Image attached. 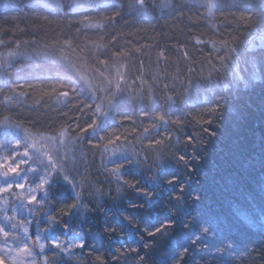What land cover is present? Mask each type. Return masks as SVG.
<instances>
[{"label": "trees", "instance_id": "1", "mask_svg": "<svg viewBox=\"0 0 264 264\" xmlns=\"http://www.w3.org/2000/svg\"><path fill=\"white\" fill-rule=\"evenodd\" d=\"M33 3L0 0V121L7 118L30 132L40 129L50 134L60 126L72 125L69 131L76 135L80 128L93 120L100 123L102 118L89 109L78 110L83 103H90L84 96L73 95L66 103H57L60 92L75 86L64 79L71 74L68 65H77L97 88L109 85L98 74L91 76L90 69L105 70L112 78L119 69L124 75L123 95L133 97V103L117 108L112 119L120 123L101 131L104 140L100 143L120 136L116 146L138 153L141 171L147 176H154L162 164L166 168L162 177L165 183L155 192L139 172L125 175L124 180L152 194V215L161 214L164 208L176 214L174 198L180 197V206L190 213L187 222L191 225L190 230L180 225L171 230L170 248L141 249L142 243L152 241L147 236L140 241L122 228L119 213L132 217L134 224L141 223L147 213L132 209L129 202L140 205L143 198L127 188L117 193L115 179L105 178L99 150L85 142L91 164L88 190L94 195L85 194L80 202L85 207L76 216L61 215L59 209L67 212V206L75 200L66 184L54 183L51 201L32 215L33 239L37 222L41 230L47 228L45 216L50 214L70 226L68 232L57 227L51 235L68 240L79 234L86 241L83 249L75 250L79 260L73 259L70 264H141L140 257H144L143 264H166L169 256L172 264H193V258L195 264H264V75L259 71V55L254 69L253 53L246 51L248 33H254L260 25L242 19L254 16L242 7L245 0H219L220 6L211 16L205 8L194 6L192 0H182L186 5L180 9L183 15L157 10L140 18L128 15L125 9L123 18L118 17L114 23L103 19L111 11L66 15L37 10ZM89 24L104 27H87ZM197 38L214 40L218 46L219 41L227 40L239 55L227 56L224 49L217 53L211 45L197 44ZM10 51L18 54L9 58ZM184 51L191 59L184 58ZM217 56L226 57L227 67L221 66ZM61 58L66 63L59 62ZM234 63L243 78L239 89L217 87L209 92L212 83L232 81ZM188 67L195 71L188 73ZM189 79L193 85L199 81L201 87L186 91ZM243 81H249L247 87ZM20 93L26 94L20 103L3 102L5 96ZM168 96L175 101L171 112ZM141 110L149 112L150 117ZM160 115L169 123L157 131L152 125L160 124ZM175 121L180 123H172ZM145 128L149 129L147 136L143 134ZM155 140L161 143L149 147ZM97 142L92 139V144ZM92 153H96L95 158ZM145 156L147 161H143ZM173 177L175 183L168 186L166 182ZM96 189L100 192L95 193ZM208 222H213L210 232L201 233L199 228L208 227ZM185 247L189 249L186 254ZM45 254L51 259L52 249H46ZM114 256L121 258L117 261Z\"/></svg>", "mask_w": 264, "mask_h": 264}, {"label": "snow or ice", "instance_id": "2", "mask_svg": "<svg viewBox=\"0 0 264 264\" xmlns=\"http://www.w3.org/2000/svg\"><path fill=\"white\" fill-rule=\"evenodd\" d=\"M192 3L196 7L205 8L210 16L220 6L219 0H192ZM32 6L37 10H50L57 14L64 13L66 15L84 14L92 10L111 11L112 14L103 17V19L114 23L118 17L123 18L125 9H127L128 15L144 18L151 16L157 10L161 14L167 10L170 13L175 12L183 15L180 9L186 5L182 3V0H159V2L157 0H125V2H121V0H34ZM8 7H19V5H8ZM242 7L254 14V16L242 17V19L252 25H260V27L255 29L254 33H248L249 39L246 51L253 53L252 65L254 69L256 68V56L259 55V71L264 75V0H245ZM85 19L90 18L85 16ZM87 27L103 28L104 25L89 24ZM196 43L211 45L212 50L217 53L224 49L227 56H231L233 53L237 56L239 55L236 48L231 46L227 40L219 41V46L214 40L204 41L199 38L196 39ZM17 47L19 46L17 45ZM17 54L10 51L7 56L12 58ZM160 55L163 56V53ZM183 55L185 59H191L187 51H184ZM216 58L220 61L222 67H227L225 56H217ZM59 62L66 63V60L61 58ZM101 64L107 68L105 61H101ZM68 67L71 70V74L65 76L64 79L75 86L69 88L68 91L60 92L59 96H57V103H66L73 95L77 97L84 96L90 103H83L82 107L78 106V110L83 112L85 109H89L94 116L101 117L102 120L100 123L93 120L86 127L80 128V132L76 135H72L69 131L72 125L60 126L53 130L54 134H50L40 129L30 132L19 123L9 122L7 118L0 121V128H2L3 136L5 137V139H0V149L11 152V155L0 157V194L8 193L16 197V200L12 203L13 215L10 216L8 215L9 200L0 196V200H2L0 215H2L3 219V223H0V264H38V253L42 256L40 264H70L73 259L79 260L75 250L85 247L86 241L83 236L73 234L70 239L61 240L58 236L51 235L57 227L63 232L70 231L68 223L61 224L55 216L46 215L45 220L48 223V227L41 230L39 222H37L38 228L33 239L28 223L25 220H18L17 213L26 212L29 215H34L36 211L42 209L46 201H51V190L54 183L63 182L71 189L75 202L67 206V212L63 208L59 209V212L61 215H68L69 217L79 214L80 209L85 207V205L80 203L84 199L85 194L89 197L94 195L93 192L88 190L91 187V182L87 174L91 164L88 159L89 153L84 149L85 142L91 148L99 150L101 167L106 173L105 178L115 179L117 193L127 188L143 198V203L140 205L129 202V207L132 209H142L147 213L146 218L142 219L141 223L134 224L132 217L124 216L123 212L119 213L121 217L120 226L122 228L128 230L134 238L140 241L144 240V236H147L152 241V243H142L141 249L170 248L172 246L171 230L177 225L186 230L191 228V225L187 222V217L190 213L180 206V197L174 198L176 201L174 204L176 214H173L172 209L164 208L161 214L152 215L153 205L155 204L152 194L138 187V184H130L127 180H124L125 175H135L139 172L141 179L155 192L162 183H165L162 177L166 168L162 164L159 165L158 171L154 176H147L144 171H141L142 160L138 153L125 147L116 146V141L120 140V136L117 135L109 139L107 143H100L104 140V137L100 136L99 133L107 131L111 125L120 123L112 119L117 108L124 104L133 103V97L123 95L121 82L124 80V75L121 74L119 69H116V77L107 79L106 74L101 72L99 75L105 77L109 86L97 88L90 77L83 74L74 65H68ZM121 67L124 66L122 65ZM233 68L234 74L230 83H212L208 91L211 92L217 87H222L226 90H238L243 78L239 75V65L234 63ZM194 71L193 67L187 68L188 73ZM210 76L211 73H209ZM255 78L257 77L254 71L253 79ZM5 83L7 84V81ZM243 83L247 87L249 81H243ZM187 84L188 89L186 91H189L193 86L196 88L201 87L199 81L193 85L191 79L187 81ZM98 92L103 93V95H98ZM25 95V93H20L18 96H5L3 102L20 103ZM167 100L169 102L168 112H171L175 101H173L171 96H168ZM186 104L187 100H185ZM219 107L220 105L217 104V108ZM141 112L143 115L150 117L149 112H143V110ZM157 119L160 124L152 125L153 129L157 131L161 126H166L169 123L164 115H160ZM172 123L180 122L175 121ZM76 127L80 126L77 124ZM81 133L84 135H81ZM148 133L149 129L145 128L143 134L147 136ZM8 136H13L14 139H7L6 137ZM85 137H88L87 141H85ZM93 138L98 141L96 144H92ZM168 139H171V137H168ZM152 143L160 144L161 141L155 140L149 144V147L152 146ZM91 155L95 158L96 153ZM179 159L183 160L184 157H179ZM147 160V156L143 157V161ZM108 165L112 166L109 167ZM147 170L151 171V167ZM29 176L33 177V182L26 187L25 182H27ZM175 179V177L169 179L166 184L168 186L173 185ZM14 184L17 189L22 190L20 193L13 192ZM99 192V189L95 190V193ZM38 197L42 198L38 199ZM196 199H199V197H196ZM105 214L107 215V213ZM208 223V227L201 226L199 228L201 233L208 234L210 232L213 222ZM8 229H11V231ZM111 231L115 232V228H112ZM191 243L195 245L196 241L192 240ZM48 248L52 249L51 259L45 254ZM130 251L138 252L139 249H130ZM183 251L186 254L189 249L185 247ZM120 258V256L113 257L117 261ZM140 261L143 264L144 257H140ZM172 261L173 258L171 256L166 258V264H172ZM153 264H155V261ZM193 264H195L194 258Z\"/></svg>", "mask_w": 264, "mask_h": 264}, {"label": "rangeland", "instance_id": "3", "mask_svg": "<svg viewBox=\"0 0 264 264\" xmlns=\"http://www.w3.org/2000/svg\"><path fill=\"white\" fill-rule=\"evenodd\" d=\"M106 76H107V79H113L112 76L110 77L107 74H106ZM106 83H107V80H106ZM6 138L7 139H14V137H12V138L6 137ZM1 139H5V137H3ZM21 151H22V149H21ZM8 155H11V152L10 151H5L4 149H1V151H0V157L8 156ZM20 182H24V181H20ZM32 182H33V177L32 176H29L27 182H25L26 183V187H27L28 184H32ZM21 191H22L21 189H17L15 187V184L13 185V192L20 193ZM0 196H2L4 198H7L9 200L8 215H10V216L13 215V212H12V203L16 200V197L11 196L8 193L0 194ZM0 206H2V200H0ZM31 218H32V215H29L26 212L17 213V219L18 220H25V222L28 223L30 234L33 233L32 229H31ZM0 223H3L2 215H0ZM8 230L11 231V229H8ZM37 261H38V264H40V262L42 261V256L41 255H38L37 254Z\"/></svg>", "mask_w": 264, "mask_h": 264}, {"label": "bare ground", "instance_id": "4", "mask_svg": "<svg viewBox=\"0 0 264 264\" xmlns=\"http://www.w3.org/2000/svg\"><path fill=\"white\" fill-rule=\"evenodd\" d=\"M76 66H77V65H75V68H77ZM101 72H104L105 74L109 75V74H108L109 72H105V70H97V68H92V69L89 70L90 75L93 76V77H95L96 74H98V76H100L99 73H101ZM100 77H102V76H100ZM102 78H103V81H104V80L106 81L105 77H102ZM11 123H13V122H11ZM15 123H16V122H15ZM15 123H14V124H15ZM22 127H23V126H22ZM3 137H4V136H3L2 128H0V139L3 138ZM8 137H9V138H12L13 136H8Z\"/></svg>", "mask_w": 264, "mask_h": 264}]
</instances>
